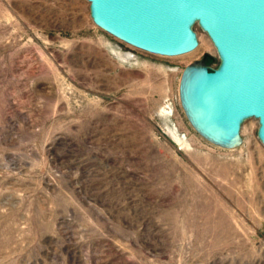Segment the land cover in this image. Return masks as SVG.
<instances>
[{"label":"rangeland","instance_id":"374dc122","mask_svg":"<svg viewBox=\"0 0 264 264\" xmlns=\"http://www.w3.org/2000/svg\"><path fill=\"white\" fill-rule=\"evenodd\" d=\"M95 24L88 0H0V264H264V144L190 123L186 66ZM132 52L131 58L123 53Z\"/></svg>","mask_w":264,"mask_h":264},{"label":"water","instance_id":"95a60500","mask_svg":"<svg viewBox=\"0 0 264 264\" xmlns=\"http://www.w3.org/2000/svg\"><path fill=\"white\" fill-rule=\"evenodd\" d=\"M93 21L142 50L166 56L199 45L198 23L220 64L185 67L180 97L193 127L210 142L236 148L249 118L264 144V0H88Z\"/></svg>","mask_w":264,"mask_h":264},{"label":"bare ground","instance_id":"6f19581e","mask_svg":"<svg viewBox=\"0 0 264 264\" xmlns=\"http://www.w3.org/2000/svg\"><path fill=\"white\" fill-rule=\"evenodd\" d=\"M211 41V40H210ZM212 42V41H211ZM213 43V42H212ZM123 56L125 57V58H131L132 56H133V53L132 52H125V53H123Z\"/></svg>","mask_w":264,"mask_h":264},{"label":"trees","instance_id":"16d2710c","mask_svg":"<svg viewBox=\"0 0 264 264\" xmlns=\"http://www.w3.org/2000/svg\"><path fill=\"white\" fill-rule=\"evenodd\" d=\"M205 62H206V64H208L206 60H205Z\"/></svg>","mask_w":264,"mask_h":264}]
</instances>
